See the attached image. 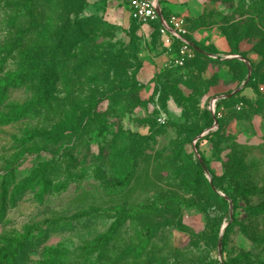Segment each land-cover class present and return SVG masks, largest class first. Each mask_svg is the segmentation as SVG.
<instances>
[{
  "label": "rangeland",
  "instance_id": "374dc122",
  "mask_svg": "<svg viewBox=\"0 0 264 264\" xmlns=\"http://www.w3.org/2000/svg\"><path fill=\"white\" fill-rule=\"evenodd\" d=\"M198 1L176 67L126 0H0V264H264V0Z\"/></svg>",
  "mask_w": 264,
  "mask_h": 264
},
{
  "label": "built area",
  "instance_id": "2783aa9c",
  "mask_svg": "<svg viewBox=\"0 0 264 264\" xmlns=\"http://www.w3.org/2000/svg\"><path fill=\"white\" fill-rule=\"evenodd\" d=\"M131 17L145 24L158 23L160 34L167 46L178 44V56L175 66L183 67L193 58L195 52L189 36L190 32L185 19L176 14H166L162 10L160 0H129ZM159 123L165 124L164 119Z\"/></svg>",
  "mask_w": 264,
  "mask_h": 264
},
{
  "label": "crops",
  "instance_id": "0c3cea01",
  "mask_svg": "<svg viewBox=\"0 0 264 264\" xmlns=\"http://www.w3.org/2000/svg\"><path fill=\"white\" fill-rule=\"evenodd\" d=\"M199 5L200 4L198 0H166V3L165 4L163 3V6L167 9L169 14H176L182 17L183 19H185L184 17H187V16L198 15L201 10ZM161 39H163L162 36H161ZM218 41H221V40H218ZM163 42H164V39H163ZM191 44L192 46H194L193 42H191ZM217 46L218 47L220 46V48H224V44L222 42L219 43V45Z\"/></svg>",
  "mask_w": 264,
  "mask_h": 264
},
{
  "label": "trees",
  "instance_id": "16d2710c",
  "mask_svg": "<svg viewBox=\"0 0 264 264\" xmlns=\"http://www.w3.org/2000/svg\"><path fill=\"white\" fill-rule=\"evenodd\" d=\"M163 0H160V4H161V6H162V10H163V12L164 13H166V14H169V12L167 11V9L163 6V2H162ZM126 2L129 4V0H126ZM153 24H157L158 25V27H159V29H160V25L158 24V23H153ZM189 39H190V36H189ZM191 41V40H190ZM194 44V43H193ZM175 45H177V47L179 46L178 44H175ZM194 48H195V50L197 51L198 49L200 50V47H198V46H196V45H194ZM200 53H204V51H201ZM242 57H244V58H246L244 55H242ZM233 60H236V59H233ZM241 63V62H240ZM242 65H244L245 67H246V65L244 64V63H242ZM230 94H232V93H230ZM230 94H228V95H230ZM237 96V95H236ZM236 96H233V97H230V98H226V99H224L223 101H227V102H229V101H232L233 100V98L234 97H236ZM209 121H210V125H209V128L210 127H212V125L215 123V120H214V117L209 113ZM211 134V132L209 133V135ZM196 148H198V144L196 145ZM201 167H202V165H201ZM223 201H225V199L223 200ZM233 203V202H232ZM233 209H234V203H233ZM226 243V240L225 239H223L222 240V244L224 245ZM10 257H12V254H9V255H5V258H10ZM226 264V263H225Z\"/></svg>",
  "mask_w": 264,
  "mask_h": 264
},
{
  "label": "water",
  "instance_id": "95a60500",
  "mask_svg": "<svg viewBox=\"0 0 264 264\" xmlns=\"http://www.w3.org/2000/svg\"><path fill=\"white\" fill-rule=\"evenodd\" d=\"M231 59H240V60L244 61L241 57H233ZM245 63L247 65L249 71H251V65H250V63L247 62V61H245ZM249 80H250V76H249L247 82L241 88L237 89L235 92H233L230 95L224 96L223 98H230V97H233V96H236L237 94H239L241 92V90L248 84ZM230 209H231V213H233V203H232V201H230ZM221 244H222V239L220 241V252H221V247H222Z\"/></svg>",
  "mask_w": 264,
  "mask_h": 264
}]
</instances>
